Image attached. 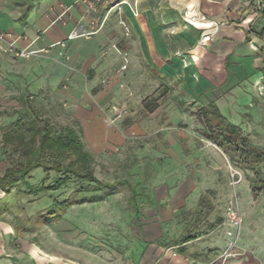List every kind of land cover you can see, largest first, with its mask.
<instances>
[{
  "label": "crops",
  "instance_id": "0c3cea01",
  "mask_svg": "<svg viewBox=\"0 0 264 264\" xmlns=\"http://www.w3.org/2000/svg\"><path fill=\"white\" fill-rule=\"evenodd\" d=\"M257 2L0 0V30L19 37V47L36 51L28 59L0 52V75L5 87L21 86L20 95L32 94H23L22 103H33L36 95L65 105L70 123L63 126L79 127L90 150L97 139L116 132L138 103L150 116L174 111L182 119L200 117L213 104L228 117L229 104L250 106L263 81L264 37L253 31L261 21ZM27 6L30 11L23 15ZM206 33L210 39L201 42ZM152 93L159 98L148 112L141 103ZM113 103L129 109L115 123L109 119ZM134 128L131 124L127 130ZM185 189L159 190L155 197L165 205L142 212L148 217L138 222L139 234L114 249H93L86 240L57 233L51 242L41 234L15 238L13 227L2 222L0 264H220L217 259L235 227H221L212 207H198L199 235H187L189 219L176 218L186 209L181 206ZM250 221L256 230L259 222ZM245 247L224 264H264V243Z\"/></svg>",
  "mask_w": 264,
  "mask_h": 264
},
{
  "label": "rangeland",
  "instance_id": "374dc122",
  "mask_svg": "<svg viewBox=\"0 0 264 264\" xmlns=\"http://www.w3.org/2000/svg\"><path fill=\"white\" fill-rule=\"evenodd\" d=\"M257 4V8H260V3ZM2 74L0 109H7L9 114L0 115V126L7 125L22 115L25 111L21 102L22 96L32 95L27 91L20 95L23 90L21 86L5 87ZM263 86L264 76L263 81L257 84L256 94L251 98L250 106L239 108L235 104H229L227 112L228 120L238 124L242 135L262 150ZM149 96L153 99L159 98L158 94L152 93ZM32 102L42 115L50 118L56 128L70 123L67 107L62 103H53L45 98L43 100L36 95L32 97ZM141 104L143 105V101ZM189 106L187 105L188 108ZM193 106L194 104L190 107ZM133 111L135 113L131 112V115L121 120L116 132H109L107 139H97L93 145L95 149L91 150L94 173L98 179L108 182L124 180L125 183L118 184L104 200L68 207L60 217L47 224L35 223V220L53 199H63L77 193L81 188L77 180L71 177L61 189L38 194L24 193L21 191L22 186L19 187L21 189L14 188L9 193L0 189V208H7L5 212L0 213V241L4 236L2 226L8 223L13 227L11 237L14 235L15 238L30 239L33 234L35 238L36 234H41L51 242V234L57 233L65 238L86 240L93 249L100 245L114 249L119 244H130L139 234L138 222L144 224V219L148 217L142 212L147 213L152 208L165 205L155 197L159 190L167 188V191L174 193L175 190L180 192L187 188V194L182 198L181 204L186 209L180 215L176 214V218L182 221L189 219V227L185 230L187 235L193 238L199 235L202 211L197 215H194V212L198 207L210 206L214 210L213 220L220 223L221 227L230 223V210H234L241 219L238 237L236 238L234 230L228 237L227 246L229 242H235L237 248L246 245L256 248L262 245L264 193L253 197L250 187L253 171L234 163L229 158V153L204 136L203 121L195 116L196 114L186 119L178 118L174 111L167 116L164 113L150 116L144 114L140 103ZM131 124L135 127L133 131L127 130ZM1 135L0 129V174L16 159L15 155L1 149ZM83 139L85 141V138ZM259 168L264 170V160L259 163ZM45 175V172L37 169L28 176V181L52 184L54 172L48 173L46 177ZM88 185L84 183L85 187ZM128 185L132 186L133 190ZM132 195L135 198H131ZM250 218L259 222L256 230H253Z\"/></svg>",
  "mask_w": 264,
  "mask_h": 264
},
{
  "label": "trees",
  "instance_id": "16d2710c",
  "mask_svg": "<svg viewBox=\"0 0 264 264\" xmlns=\"http://www.w3.org/2000/svg\"><path fill=\"white\" fill-rule=\"evenodd\" d=\"M258 3L261 5L257 8L261 21L253 31L264 37V0H259ZM27 11L28 8L23 15ZM262 69L264 71V65ZM156 101L157 99L147 96L143 100V107L151 112L157 107ZM23 107L25 111L22 115L7 125L0 126L1 149L16 156L15 161L0 174V189L9 193L22 186V189L19 188L22 192L38 194L61 189L71 177L81 187L70 197L53 199L36 218L35 223H50L73 205L102 201L118 184L126 182H108L97 178L93 168V154L79 127L66 125L56 128L31 102H23ZM4 114H9L8 110L0 109V115ZM200 118L203 121V135L229 153L228 156L234 163L253 171L250 179L253 197L264 193V170L259 168V163L264 160V150L242 135L239 125L229 121L213 104L203 109ZM37 169L46 175L54 172L52 184L29 182L28 176ZM84 183L89 184L88 187ZM128 186L133 190L132 186ZM131 198L135 197L132 195ZM6 210L7 208L1 206L0 213Z\"/></svg>",
  "mask_w": 264,
  "mask_h": 264
},
{
  "label": "built area",
  "instance_id": "2783aa9c",
  "mask_svg": "<svg viewBox=\"0 0 264 264\" xmlns=\"http://www.w3.org/2000/svg\"><path fill=\"white\" fill-rule=\"evenodd\" d=\"M76 34L77 31L73 32L71 36H74ZM18 39L19 37L14 36L12 33L8 31L0 30V52L16 59H28L36 53L35 50L28 49L27 46L22 48L19 47L17 45ZM209 39H210V34L206 33L201 36L200 41L205 42L208 41ZM109 112H110V116H109L110 121L115 123L121 120L124 116H126L129 112V109L123 103H113L109 105ZM229 213H230L229 219L231 220L229 222L232 223L236 228L235 230H236V238H237L240 231L241 219L238 218L237 213L234 210H230ZM227 233L230 234V232L228 231ZM243 252H244L243 249L235 247V242H229L228 246L226 247L225 250L222 251V253L220 254L217 260L220 262V264H224L229 257L241 254Z\"/></svg>",
  "mask_w": 264,
  "mask_h": 264
}]
</instances>
